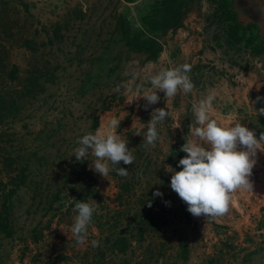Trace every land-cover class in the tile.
I'll use <instances>...</instances> for the list:
<instances>
[{
	"label": "rangeland",
	"instance_id": "obj_1",
	"mask_svg": "<svg viewBox=\"0 0 264 264\" xmlns=\"http://www.w3.org/2000/svg\"><path fill=\"white\" fill-rule=\"evenodd\" d=\"M161 1L0 0V264H264V151L252 190L238 189L218 217L193 216L167 170H181V146L197 126L193 104L209 93L221 125L264 131V0H223L235 21L215 0H176L179 24L147 30L140 18L161 22ZM128 22L161 44L154 58L126 43ZM184 64L192 92L157 90L147 108L135 98L154 90L152 75ZM166 106L155 146L136 158L144 204L127 220L110 172L103 178L90 168L94 156L79 162L73 150L111 119L121 136ZM76 200L98 205L84 244L64 231ZM127 225L134 238L112 239V227Z\"/></svg>",
	"mask_w": 264,
	"mask_h": 264
},
{
	"label": "clouds",
	"instance_id": "obj_2",
	"mask_svg": "<svg viewBox=\"0 0 264 264\" xmlns=\"http://www.w3.org/2000/svg\"><path fill=\"white\" fill-rule=\"evenodd\" d=\"M191 71L189 64L176 66L159 71L152 75L150 84L153 91L138 95L135 98L143 97L149 105L156 104L160 100L157 90L162 91L166 97H175L178 91L187 94L192 92L195 85L188 73ZM259 88V85H257ZM119 92L120 86L114 89ZM134 99V98H133ZM215 93H209L204 99L193 104L196 127L191 130L193 139H188L181 146V151L186 153L178 164L181 170L172 172L170 187L184 201L187 210L196 217L201 215L207 217L223 216L229 210L232 194L238 189L252 190L253 184L250 180L252 170L256 164V153L264 142V131L259 136L253 129L242 123H234L231 126L221 125L213 118V101ZM258 100L260 97L257 98ZM264 114V108L259 110ZM170 115L166 107L155 108L151 113V119L147 122V132L144 136V147L155 146L159 139L157 125L163 122ZM120 120L111 119L105 129H97L94 133L88 132L77 140L79 145L73 150L76 161L83 162L91 159L90 168L99 173L103 178L108 179L111 170L117 175L127 176L126 167L113 169L111 166L134 163L135 157L130 150L128 140L122 139L116 131L119 128ZM176 124L173 127H179ZM136 135H140L137 131ZM154 196H163L157 189ZM166 204L169 202H165ZM151 207V201L148 202ZM98 205L92 202L76 200L74 211L77 215L70 230L78 244H84L89 235V227L92 224L93 214L97 212ZM93 247L99 246L98 240H92Z\"/></svg>",
	"mask_w": 264,
	"mask_h": 264
},
{
	"label": "trees",
	"instance_id": "obj_3",
	"mask_svg": "<svg viewBox=\"0 0 264 264\" xmlns=\"http://www.w3.org/2000/svg\"><path fill=\"white\" fill-rule=\"evenodd\" d=\"M217 3H219L222 6V9H224V12H226L227 16L232 18V20H236L234 17V14L229 9V3L227 1H221V0H215ZM162 9H165L164 14L160 16L162 18V21L159 23H156L155 19L157 14H151L149 13L148 16H143L140 18V24L144 25L147 30L153 31L155 28L163 29L164 26L170 25L169 27L171 29H174L179 24V12H178V6L181 3L180 1L176 0H162ZM155 12H156V7ZM229 12V13H228ZM154 22V24H153ZM128 28L130 29V34L128 36V39H126V43L129 45L130 48H133L134 51L138 52H144L147 54V58H154L157 53L161 49V44L154 41L150 36L143 35V33L138 28H133L129 22ZM159 24V25H158ZM146 127V128H145ZM118 132V130L116 129ZM139 131L140 135H136L135 133ZM147 132V126H140V127H133L126 129L124 131V134L121 135L122 139L128 140V147L132 151L135 160L134 163L131 165H125L123 162H121L120 165H113L111 166L113 169L118 167H126L128 169V175L127 176H120L117 175L116 171L111 170L110 175L112 178L115 179L117 190L115 191V196L117 197L118 201L120 202L119 207L120 209H117V212H122L126 215L127 220L131 218V215L129 212L132 208L137 207L138 202L140 203L144 198L142 197L143 193L138 192V189H136L135 186V180H136V170L141 165V167H144L142 160L136 159L138 156H140L141 152L144 147V136ZM173 156V153H171ZM132 192V195L131 193ZM143 202L140 203V206L142 208ZM134 204V205H133ZM136 205V206H135ZM140 210V208H139ZM134 211V214H137L139 212ZM125 229V230H124ZM121 229L118 231L115 227H112V239H132L133 234L128 231V225L126 228ZM118 248H123L119 246Z\"/></svg>",
	"mask_w": 264,
	"mask_h": 264
}]
</instances>
